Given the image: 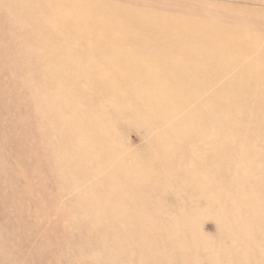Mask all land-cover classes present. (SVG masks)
<instances>
[{"label":"bare ground","instance_id":"1","mask_svg":"<svg viewBox=\"0 0 264 264\" xmlns=\"http://www.w3.org/2000/svg\"><path fill=\"white\" fill-rule=\"evenodd\" d=\"M33 1L43 6L49 7L50 3L55 7L66 8L69 13L66 23L74 25L75 31L79 28L80 36L92 42H164L163 48L168 47L174 56H184L186 62L203 58L224 64L217 70L222 76L185 78L148 74L91 77L95 82L92 86L97 87L99 92L121 103L124 101L125 105H134L132 112L147 120L144 128L148 136L161 145L162 150L157 158L155 152H140L143 156L152 157V161L145 164L138 162L139 153L135 154L134 161L120 160L116 165L111 164L115 151L112 148L104 150L102 142L111 136L109 129H103L90 119L83 120L76 116L68 121L58 115L56 117L63 119L50 120L47 134L59 137L64 142L70 141L72 152L69 150V153L64 151L61 154L57 150L51 151L55 158L69 156L70 161L78 162L77 179L81 178L86 184L89 168V172L98 174L101 181L109 182V187L102 194L112 200L113 219L137 223L147 231L149 237L145 242L143 240V247L139 250L148 251L158 258L150 257L149 261H139L138 264H175L183 254L189 257L181 258H189L192 264H263L264 253H260L261 250L257 252L256 260L251 258L248 251L254 250L258 236H264V207H253L247 198L254 196L264 203V89L261 88L264 87V78L259 77L264 69V34L241 31L238 26L220 25L215 19L227 23L229 18L228 14L220 12L222 9H218L219 13H215L212 18L204 9L189 8L187 1H180L184 5L174 9L164 5L160 7L152 2L128 1L147 7L139 9L136 16L121 11L108 0ZM29 4V0L22 3L23 7ZM152 10L167 11L171 15L157 16L158 13ZM232 19L236 25L250 28L254 24L260 25L259 20L253 18ZM239 60L247 64L239 67L232 65V62ZM38 68L40 72L53 73L49 78L53 76L51 81L58 84L62 95L65 93L68 96L63 100L67 106L79 101L77 91L92 87L85 79L89 76L58 74L61 70L66 71L67 67L57 68L49 63L41 64ZM213 78L215 81L210 80ZM221 78L228 80L220 83ZM252 78L257 79L255 87L249 88L250 85L245 83ZM26 80L29 82V79ZM48 82L47 79L46 84ZM0 83V97L9 107L7 100L12 94L9 87L14 81L1 80ZM211 83L220 89L211 92L192 90L212 86ZM135 88L140 90L136 91ZM50 94L47 93L49 98L54 96ZM139 101L144 103L143 106L137 107ZM109 106L116 104L109 102ZM55 110L57 114L62 113L60 108ZM36 117H32L37 122L34 130L26 127L19 117L24 134L33 131L42 135L40 122L43 121ZM94 137L100 140L98 147L93 145ZM207 139L214 143L209 146L200 144ZM78 146H82L84 152H80ZM97 148L99 151H93ZM104 151L109 156L93 165V159H100ZM78 153H82V158H76ZM51 159L54 162V158ZM104 166L110 169L101 172ZM120 204L121 208H118ZM195 209H214L221 215L217 216L223 221L227 220L226 224H220L232 236L239 234L247 240L246 244H242L245 248L236 250L234 243L231 254L212 253L202 242V249L206 250L207 255L201 253L197 256L195 250L198 246L187 239L190 235V231L186 235L188 228L175 223H163L161 219L168 216L180 222L192 220L191 212ZM154 210L159 218L147 217ZM165 251L167 255H164ZM5 256L0 248V259H5Z\"/></svg>","mask_w":264,"mask_h":264},{"label":"rangeland","instance_id":"2","mask_svg":"<svg viewBox=\"0 0 264 264\" xmlns=\"http://www.w3.org/2000/svg\"><path fill=\"white\" fill-rule=\"evenodd\" d=\"M24 1L0 0V82L9 79L14 81L9 87L12 93L7 100L9 107L5 105L3 97H0V248L7 256L0 259V264H138L139 261H149L150 257L158 258L148 251L139 250L149 237L145 229L140 228L137 223L124 219L119 222V219L112 218V200L108 195L102 194L109 187V182L101 181L98 174L90 173L87 168L85 184L81 178L76 177L78 162L70 161L69 156L64 159L52 156L51 149L64 154V151L72 152V145L70 141L68 143L59 137L49 136L47 127L54 118L72 121L79 116L83 120L96 121L103 129H109L111 136L102 142L104 150L112 148L115 151L111 164L116 165L120 160L134 161L135 154L138 153V162L145 164L152 161V157L143 156L140 152H155L158 154L157 158L162 150V146L148 136L144 128L147 120L132 112L134 105H125L124 101L121 103L120 100L99 92L97 87L92 86L95 82L91 77H134L148 74L185 78L222 76L217 70L224 64L203 58L186 62L184 56H174L168 47L163 48L164 42H92L80 36L79 28L76 32L74 25L66 23L69 20L66 8L55 7L50 3L49 7L43 6L33 0H29L30 4L23 7ZM108 1L133 16L137 15L139 9L147 7L128 1L152 2L157 6L164 5L173 9L184 5L180 1H187L189 8L204 9L212 18L215 13H219L218 9H222L220 12L228 14L229 18L227 23L214 18L220 25L238 26L241 31L264 34V0ZM152 12L160 14L157 16L171 15L162 10ZM232 17L253 18L259 20L260 25H251L252 28L236 25ZM49 63L57 68H70L61 70L58 74L89 76L85 79L92 87L77 91L79 101L67 106L63 100L68 96L65 93L62 95L58 84L51 81L53 76L49 78L53 73L40 72L38 68L41 64ZM244 64L247 62H232L236 67ZM259 77L264 78V69ZM210 80L215 81V78ZM227 80L221 78L220 83ZM256 80L252 78L245 84L253 88ZM211 85L192 90L211 92L220 89L216 84ZM117 90L120 88L117 87ZM47 93L54 96L49 98ZM72 95L76 98L73 91ZM109 102L116 106H109ZM143 104L139 101L137 107ZM55 108H60L66 116L55 113ZM58 115L63 118L56 117ZM19 117L31 130L37 124L32 117L42 120V135L33 131L24 134ZM92 140H95L93 145L98 147L100 140L97 137ZM204 143L209 146L214 142L207 139L200 144ZM65 146L68 148L65 149ZM78 148L80 152L83 151L82 146ZM93 151H99V148ZM108 156L107 151H104L100 159H93V165ZM51 158H54L55 163ZM76 158H82V153H78ZM108 169V166H104L100 171ZM247 200L251 201L250 205L253 207H264V203L254 196ZM118 208H121V204ZM154 211L147 217L159 218L157 211ZM217 215L221 216L214 209H195L191 212L192 220L180 222L179 219L168 216L161 219L163 223H175L188 228L186 235L189 231L190 235L187 239L198 246L195 250L197 256L201 253L207 255L206 250L202 249V242L212 253L231 254L234 243L236 250H243L245 247L242 244H246L247 240L239 234L232 236L220 224H226L227 220L223 221ZM257 239L254 250L248 251L254 260L259 250L264 253V236H258ZM130 246V249H126ZM164 255H167L166 251ZM181 257L189 255L183 254ZM181 257L175 264H192L189 258L184 260Z\"/></svg>","mask_w":264,"mask_h":264}]
</instances>
